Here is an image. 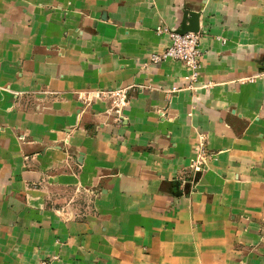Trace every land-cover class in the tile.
Returning a JSON list of instances; mask_svg holds the SVG:
<instances>
[{"label": "crops", "instance_id": "obj_1", "mask_svg": "<svg viewBox=\"0 0 264 264\" xmlns=\"http://www.w3.org/2000/svg\"><path fill=\"white\" fill-rule=\"evenodd\" d=\"M184 6L202 10L196 89L181 61L142 67ZM106 87L129 88L120 122L75 93ZM54 257L264 264V0H0V264Z\"/></svg>", "mask_w": 264, "mask_h": 264}, {"label": "built area", "instance_id": "obj_2", "mask_svg": "<svg viewBox=\"0 0 264 264\" xmlns=\"http://www.w3.org/2000/svg\"><path fill=\"white\" fill-rule=\"evenodd\" d=\"M158 33H168L171 39V43L163 51L158 53H153L151 60L154 63H160L162 61L171 59L178 60L185 64L188 68V74L186 75V80L188 81L189 89H196V84L200 77V70L202 66V52L200 50V33L199 32H186L180 33L176 30L169 29L167 27H157ZM173 90H179V88H174ZM79 98L88 101L89 103L92 100H101L107 101L109 107L107 113L112 115L115 121L120 122L124 120L125 114L124 109L130 103L129 98V88L120 87L114 90L101 89L97 90L93 97L86 99L83 95H79ZM20 140H25V135L19 136ZM211 154L207 150L206 146V136L201 134L198 138L197 143V154L191 160L189 171L191 173L202 172L207 165L208 160L210 159ZM80 192V188H77ZM71 203L68 201L63 207L61 206L60 211L63 213V218L66 221H70L76 218V214L70 211L67 206ZM52 261V260H51ZM49 260H43L41 264H52Z\"/></svg>", "mask_w": 264, "mask_h": 264}, {"label": "rangeland", "instance_id": "obj_3", "mask_svg": "<svg viewBox=\"0 0 264 264\" xmlns=\"http://www.w3.org/2000/svg\"><path fill=\"white\" fill-rule=\"evenodd\" d=\"M201 14H202V10L200 9H193L191 8L190 6H184L182 7V21H181V25H185V24H189L195 17H198V21L201 17ZM199 23V22H198ZM161 27H164V26H161ZM179 27V28H180ZM80 29V28H79ZM157 31V29H156ZM153 54V53H152ZM152 54L149 56L148 60L145 61L142 65V67H149L150 65L152 64H155L152 60H151V56ZM107 90H114L116 89V87H106ZM98 89H95V90H91V91H75V93L79 95H83V97H86V99H90L93 97V94L97 91ZM89 101V100H88ZM88 101H86V104H90ZM93 101V100H92ZM94 102V101H93ZM92 103V102H91ZM63 145H67L68 144V141H64L62 142ZM72 190H70L71 192ZM69 192V191H68ZM86 192L88 193V204L91 205L94 201V197L96 196V191L92 190V189H87ZM73 193H79V191L77 190V188L74 189ZM56 195H61V196H64V193L63 192H57ZM95 195V196H94ZM79 196V195H77ZM63 205H65V201L62 203V204H59V203H55L53 204V206H56L55 210L56 212L63 218V212L60 211L61 209V206L63 207ZM56 259V257L54 258H42L39 262V264H41V262L43 260H52L51 263H53V260Z\"/></svg>", "mask_w": 264, "mask_h": 264}, {"label": "water", "instance_id": "obj_4", "mask_svg": "<svg viewBox=\"0 0 264 264\" xmlns=\"http://www.w3.org/2000/svg\"><path fill=\"white\" fill-rule=\"evenodd\" d=\"M198 17H195L189 24L182 25L180 28L176 29L177 32H199Z\"/></svg>", "mask_w": 264, "mask_h": 264}]
</instances>
